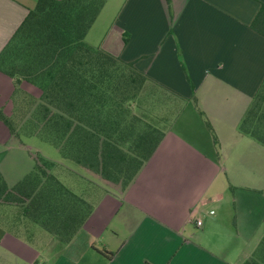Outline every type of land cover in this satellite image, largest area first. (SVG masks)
Here are the masks:
<instances>
[{
    "label": "crops",
    "instance_id": "crops-1",
    "mask_svg": "<svg viewBox=\"0 0 264 264\" xmlns=\"http://www.w3.org/2000/svg\"><path fill=\"white\" fill-rule=\"evenodd\" d=\"M35 3L0 0V51ZM261 3L170 0V25L162 0H105L86 43L134 61L148 77L141 91L157 87L169 102L163 113L171 118L125 189L96 186L98 200L84 196L92 212L68 243L48 232L64 251L84 236L86 251L94 242V264H240L250 255L264 234V217L253 218L246 200L259 189L236 183L231 203L221 175L251 179L260 167L264 171V145L239 130L264 79V36L250 27ZM14 90L12 78L0 70V110L6 116L18 105ZM25 148L0 120L3 162ZM0 174L9 186L17 181L6 178L3 164ZM214 204L217 210L206 206ZM17 207L0 203V211ZM9 222L0 213V258L37 264L40 252Z\"/></svg>",
    "mask_w": 264,
    "mask_h": 264
},
{
    "label": "trees",
    "instance_id": "trees-1",
    "mask_svg": "<svg viewBox=\"0 0 264 264\" xmlns=\"http://www.w3.org/2000/svg\"><path fill=\"white\" fill-rule=\"evenodd\" d=\"M105 0H36L0 51V70L10 76L14 93L25 80L40 90L37 105L55 138L63 139L68 155L94 178L113 188L125 189L151 156L163 133L143 129L124 120V102H133L148 77L134 61L119 57L85 41L86 33ZM172 24L170 0H162ZM250 27L264 36V3ZM19 52L3 67L4 55ZM18 95V94H17ZM264 79L253 95L239 130L264 145ZM0 120L17 137L10 116L0 110ZM34 169L9 186L0 174V203L21 207L24 216L38 223L61 243H68L83 226L92 207L69 190L35 157ZM42 179V180H41ZM264 256V235L259 242ZM111 256V252H104ZM245 264H264L254 259ZM142 264H151L144 261Z\"/></svg>",
    "mask_w": 264,
    "mask_h": 264
},
{
    "label": "rangeland",
    "instance_id": "rangeland-1",
    "mask_svg": "<svg viewBox=\"0 0 264 264\" xmlns=\"http://www.w3.org/2000/svg\"><path fill=\"white\" fill-rule=\"evenodd\" d=\"M19 54V52H16L15 54L14 52L11 53V50L8 51L4 55L3 67L8 68L11 61H15L19 66L22 65L24 60L18 56ZM23 87H32L35 94L26 92V89ZM17 89L18 105L16 106L14 114L10 116L17 133V137L13 138V140L15 143H23L26 148L25 150H19V153L13 152V158L8 163L3 162V159L0 158V165L2 166L3 164V166L6 167V178H8L9 181H18L22 179L25 173H30L34 169L35 157L36 155H39L47 161L45 164L47 170L69 190L84 199L90 207L92 206L85 197L91 199L92 202H94V198L98 200L99 197H97L95 193L98 191L94 189L96 186L104 187L106 189H115L84 171L79 164L71 159L70 156L62 154L63 146L65 145L63 139L60 137L58 139L55 138V134L50 132V129L47 126L49 123L45 124V120L40 118V114L37 112L38 99L40 96L39 88L31 82L23 80ZM124 103L127 105V109L124 111L123 119L132 120V116H134L135 125L138 124L139 126H142L143 129L151 127L157 129L159 132H163L162 130L169 124L171 115L169 113H163V109L165 106H169V102L162 97L160 90L152 84L145 86L133 102ZM262 113H264V102L262 103L258 116ZM28 153L32 158H30ZM260 158L264 162V156H261ZM226 164L229 166L228 162ZM233 166L232 169L239 167L238 164ZM259 169L260 170L256 171L251 179L248 177L246 178V176L236 177L229 171L227 172V175L225 173H222L221 175V179L227 184V193L229 197L231 196V203H233V191L236 189L234 188V184H249L259 189L257 194L251 196V200H246L247 204H252L254 209L253 218L258 221L264 217V171L261 170V167ZM116 189L121 190V187ZM238 189L241 190L242 188ZM242 190L246 191L244 188ZM206 206H212V208L216 209L215 204ZM220 209L223 213V204H220ZM0 213L5 220L7 218L9 219L10 222L8 224H11L12 221L14 224L12 227H15V229L18 228L21 234L31 241V244L33 243L36 246V250L39 251L41 255L37 264H74L75 260H77V262H75L76 264H94V242L90 246L91 250H88L87 248L86 251V239L84 236H80L72 247L64 251L62 248L63 246L56 243V240H54L46 230H44L38 223L23 215L20 206L14 208L12 211H9V209H3ZM17 224H19L20 227H18ZM261 227L264 231L263 221L261 222L260 228ZM259 242L251 251L250 255L240 264H245L244 262L250 259L262 263V257L264 256L260 251ZM78 256H82V258H76ZM0 264L24 263L20 258L12 263L7 262L4 258H0Z\"/></svg>",
    "mask_w": 264,
    "mask_h": 264
},
{
    "label": "built area",
    "instance_id": "built-area-1",
    "mask_svg": "<svg viewBox=\"0 0 264 264\" xmlns=\"http://www.w3.org/2000/svg\"><path fill=\"white\" fill-rule=\"evenodd\" d=\"M209 213H213V211H209ZM202 224L201 219H196V225L200 226Z\"/></svg>",
    "mask_w": 264,
    "mask_h": 264
}]
</instances>
